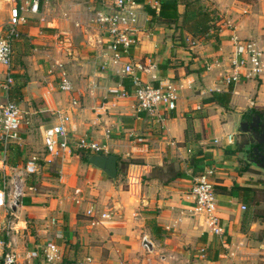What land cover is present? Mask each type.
Listing matches in <instances>:
<instances>
[{"label": "crops", "instance_id": "1", "mask_svg": "<svg viewBox=\"0 0 264 264\" xmlns=\"http://www.w3.org/2000/svg\"><path fill=\"white\" fill-rule=\"evenodd\" d=\"M3 1L7 4L0 21H8L11 3ZM149 1L156 0H140L138 40L121 61L141 64L144 70L136 72L144 82L177 87L175 108L161 106L153 113L136 110L132 94L121 98L109 93L125 87L126 75L104 66L112 50L108 36L93 21L94 13L106 8L102 0H49L38 13L23 12L26 22L18 26L21 36L13 45L8 70L11 82L0 65V102L13 100L23 111L20 138L9 148V159L26 152L29 132L43 134L62 114H69V136L104 143L107 154H116L118 160L116 179H111L74 156L75 148L51 159L57 162L55 178L47 179L51 188L36 187L8 211L15 223L16 264H47L43 248L48 242L60 247V264H257L259 253L264 260V234H259L264 219L257 209L264 201L252 205L249 195L237 188L262 187L264 173L240 165L233 127L236 115L254 109L249 99L256 83L235 85L227 109L205 101L228 70V14L221 13L219 41L184 33L181 44L172 28L151 24ZM178 11H183L182 5ZM5 27L7 22H0V32ZM263 35L261 27L259 37ZM56 59L72 81L78 107H72L69 95L58 88L52 69ZM242 84L249 86L240 88ZM44 156L45 151L41 161L48 162ZM207 168L213 169L221 238L209 233L193 210L190 188ZM93 201L97 216L109 213L100 224H92L86 214ZM31 250L38 256L27 259Z\"/></svg>", "mask_w": 264, "mask_h": 264}, {"label": "built area", "instance_id": "2", "mask_svg": "<svg viewBox=\"0 0 264 264\" xmlns=\"http://www.w3.org/2000/svg\"><path fill=\"white\" fill-rule=\"evenodd\" d=\"M11 3L7 27L0 32V65L7 69L6 80L12 81L9 68L12 61L11 39L18 36V26L26 22L23 12L38 13L41 4L49 0H7ZM106 8L98 9L93 15V21L109 38V46L112 56L106 60L105 65L113 68L114 73L129 75L131 90L120 86L109 89L114 96L125 98L132 94L136 99V110L153 113L157 108L163 106L167 109L175 108L178 99V89L175 85H153L144 82L136 72V68L143 71L141 64L122 63L121 59L136 44V31L139 25L140 15L138 9L140 0H102ZM263 6L264 0L260 1ZM149 6L157 9L158 1H149ZM230 29V41L232 44L231 56L229 58L228 70L220 75L213 91H234V86L248 80H254L255 95L249 99L251 107H260L264 110V38L262 37H239L236 27L227 23ZM222 61L215 60L218 64ZM58 77V88L70 97L72 107L79 106L78 96H74V88L68 76L63 62L53 61V68ZM52 70V71H53ZM199 108V106H198ZM23 111L19 104L13 100L0 102V264H16L19 255L13 247L12 233L15 231V223L8 216L13 207L26 193L34 191L36 187L28 183L27 178L32 174H38L40 164L36 157H30L23 164H10L9 148L15 144L20 136ZM70 120L69 114H62L57 123L49 126L43 131V145L45 161H51L69 147L83 150L91 154H107L108 147L104 143L89 140L84 136H69L66 123ZM105 134L109 130L105 129ZM212 168H207L194 178L190 193L194 201V214L202 219L205 227L212 235L219 238L224 233L220 217L217 214V197L214 182L211 180ZM74 202L80 203L79 198ZM242 208H245L242 206ZM92 224H100L102 220L109 217L108 212H102L97 216L96 203L91 202L86 210ZM51 223L55 222L51 218ZM44 260L47 264H60L62 252L54 242H48L43 248ZM38 256L37 250L27 251V259ZM82 264V263H77Z\"/></svg>", "mask_w": 264, "mask_h": 264}, {"label": "trees", "instance_id": "3", "mask_svg": "<svg viewBox=\"0 0 264 264\" xmlns=\"http://www.w3.org/2000/svg\"><path fill=\"white\" fill-rule=\"evenodd\" d=\"M157 9L152 8L147 5V12L152 16L150 22L151 24L162 25L166 28L173 29V35L180 40L179 43L183 44L182 38L184 33L190 34L193 38L199 39L213 38L219 41V21L222 16L216 7L205 2L206 0H157ZM183 6V11H178V6ZM17 37L11 39V46L13 51V45L17 39L20 38L21 32ZM177 33V35H175ZM122 83L125 88H129L131 85L130 76L126 75L122 78ZM231 98V89L229 91H213L205 101H213L216 104L227 109L229 107V102ZM254 111H258L264 114V110L260 107H255ZM190 125L187 126L185 130V137L189 136ZM74 156L78 159L88 162V157L90 152L83 150H75L73 152ZM10 164L14 162L10 161ZM36 174H32L27 178L29 184L37 187V181L34 180ZM262 187L252 188V187H237L241 188L248 197V201L252 204L258 206L262 201H264V180H261ZM236 188V186H234ZM247 200V198H246ZM262 218L264 219V211L260 212ZM264 234V230H263Z\"/></svg>", "mask_w": 264, "mask_h": 264}, {"label": "rangeland", "instance_id": "4", "mask_svg": "<svg viewBox=\"0 0 264 264\" xmlns=\"http://www.w3.org/2000/svg\"><path fill=\"white\" fill-rule=\"evenodd\" d=\"M260 1L262 0H206L205 2L213 5L218 9L220 13L223 15L228 14L229 21H231V24L236 27L237 34L240 36H252V37H259L260 35V30L261 27L264 29V20L261 17L262 16V9L263 6L261 5ZM6 2L3 0H0V18H3L4 12L2 11L3 8H6ZM228 10L230 12H228ZM28 13H26L27 15ZM221 14V15H222ZM228 20V19H227ZM226 20V21H227ZM1 25L4 26L7 22L6 20H1ZM3 28V27H2ZM242 33V34H241ZM262 37V36H261ZM264 37V35H263ZM264 43V41H262ZM248 81H254V80H248ZM247 81V82H248ZM246 82V83H247ZM249 83V82H248ZM243 85V84H242ZM249 84L243 85L240 88H248ZM255 89V87H254ZM244 99L240 101V103L243 104ZM248 104V103H247ZM228 112V111H227ZM240 118V115H236L235 118L233 119V127L236 130V125L237 122ZM30 137V142H27V149L26 152H21L20 154L16 153L14 154L10 161L17 164H21L24 158L27 157H36L37 161L40 163V170L38 174L35 175L34 180L37 181V189L38 191H46L47 189L51 188L49 185V181H47L48 178H55L56 171L55 167L57 162L56 161H48L44 162L41 161V153L44 151V146L42 142L43 134L39 132H29L28 133ZM237 139L244 140V138L237 133ZM23 154H25L23 156ZM24 157V158H23ZM239 161L240 165L244 166H250V163L245 162L244 160L241 159V155L239 153ZM251 167V166H250ZM253 170L258 171V172H263L264 171L258 167L253 168ZM262 174V173H261ZM46 183V184H45ZM258 211L263 212L264 207L257 208ZM263 233V230L259 232L261 235ZM264 241V239H263ZM262 252L264 251V246L261 247ZM258 257V263L257 264H262L264 263V260L262 258V254L259 253L257 255Z\"/></svg>", "mask_w": 264, "mask_h": 264}, {"label": "flooded vegetation", "instance_id": "5", "mask_svg": "<svg viewBox=\"0 0 264 264\" xmlns=\"http://www.w3.org/2000/svg\"><path fill=\"white\" fill-rule=\"evenodd\" d=\"M257 113L260 118H264V114L254 110H248L240 115V118L236 125V130L240 137L242 136L244 140H240L238 143L239 153L241 157L250 165L263 169L264 167V125L259 121L260 126L258 130L260 132L254 131L252 128H244L239 126V121H252ZM262 124V125H261ZM253 142H249V140ZM257 147V148H256Z\"/></svg>", "mask_w": 264, "mask_h": 264}, {"label": "water", "instance_id": "6", "mask_svg": "<svg viewBox=\"0 0 264 264\" xmlns=\"http://www.w3.org/2000/svg\"><path fill=\"white\" fill-rule=\"evenodd\" d=\"M256 116L252 121H239L240 127H246L248 129H253L256 132H260L258 130V127L260 126L259 121L262 122L264 125V118H260V116L255 113ZM261 124V125H262ZM236 133L237 130H235ZM249 142H253L251 139ZM257 148V147H256ZM117 160L118 156L116 154L110 153V154H90L88 157V162L93 165L94 167L100 169L105 175L110 177L111 179H116L117 175ZM264 171V167H262Z\"/></svg>", "mask_w": 264, "mask_h": 264}]
</instances>
